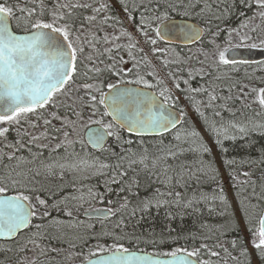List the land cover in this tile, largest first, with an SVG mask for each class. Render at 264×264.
<instances>
[{"label":"snow or ice","instance_id":"snow-or-ice-1","mask_svg":"<svg viewBox=\"0 0 264 264\" xmlns=\"http://www.w3.org/2000/svg\"><path fill=\"white\" fill-rule=\"evenodd\" d=\"M118 3L124 19L107 14L111 5L99 0H0V264H213L204 255L220 257L215 248L231 255L219 243L175 247L162 253L168 259L152 258L161 253L137 255L120 243L140 239L126 230L138 214L142 218L153 208H164L171 221L188 210L199 211L210 199H218L222 214L234 221L235 212L242 213L264 264V214L253 229L244 199L237 196L232 209L222 185L211 197L189 191L190 181L209 173L215 180L220 166L229 168L236 161L222 158L217 166L214 159H200L199 167H193L180 159L187 153L212 156L205 136L223 157V140L244 139L264 128L251 118L236 119L238 112L245 115L244 109L264 115V87L237 81L218 93L215 83L190 84L197 76L219 81L226 66L252 64L256 50L264 55V0H239L252 15L241 11L245 18L237 27L215 25V30L213 20L228 14V8L220 11L223 0ZM235 6L233 0L229 7ZM173 13L182 14L185 22L177 23ZM126 20L134 21L133 30L125 27ZM134 32L150 45L147 51ZM177 41L198 45L196 64L192 55L175 52ZM169 51L174 58H168ZM149 53L160 61L164 77ZM196 94L206 95L207 101L197 100ZM181 100L193 106L202 131L185 119ZM237 102L240 108L234 107ZM201 107L213 109L219 121L210 120ZM182 124L188 125L183 135ZM12 131L14 139L9 138ZM189 139L196 147L182 146ZM242 163L261 168L258 179L264 189V149L257 159ZM240 175L245 179L232 185L237 192L251 186V195L261 199L253 172ZM141 177L152 188L149 196L139 194ZM201 228L211 239L213 229L206 223ZM173 231L169 228L167 236L161 233L152 243L175 244L180 236L173 238ZM104 237L112 238L110 246L100 243ZM90 241L95 246L85 254ZM241 254L247 256V249L241 248Z\"/></svg>","mask_w":264,"mask_h":264},{"label":"trees","instance_id":"trees-1","mask_svg":"<svg viewBox=\"0 0 264 264\" xmlns=\"http://www.w3.org/2000/svg\"><path fill=\"white\" fill-rule=\"evenodd\" d=\"M230 0H223V3L220 4V11L223 12L225 8H228V14L226 18H223L221 20H213V26L215 30V25H219L221 28H234L237 27L240 22L245 18L239 15L241 11H244L247 16H251L253 10L252 9H245L243 5L239 3V0H236V6L229 7ZM173 16L177 19L181 18V15H177L176 13H173ZM221 38H226V33H221ZM192 64H195L196 62H191ZM238 69V70H237ZM227 74L221 76L222 78L219 81H215L213 78V81L215 84L219 85L220 87L217 88V92L219 93L220 88L226 87L230 84H233L237 81H241L243 83H247L250 86H256V87H264V84L260 82V78L264 77V63L257 65V66H249V67H238L235 66V69L233 67L227 68L225 67L222 69V71L219 73V75ZM199 77V76H198ZM249 77L251 79H249ZM197 78V77H196ZM195 78V79H196ZM194 79V80H195ZM209 78L206 77V82L208 83ZM233 95H236L234 92ZM196 99L198 100V97L196 96ZM207 101V98L204 100ZM189 104V103H188ZM192 112L194 111V108L191 104H189ZM234 107H241L240 102H237ZM256 108L257 111H259L257 106H253ZM218 110V109H216ZM204 112L208 115L209 119H216L219 121V117L213 116V109L206 108ZM245 115L241 116L240 113H237L236 119L237 120H246L248 118L253 119L257 123H264V115L256 116L255 112L252 109H244ZM252 112L254 114H252ZM197 114V113H196ZM191 116V115H190ZM223 116L225 119H229V114L227 112L223 113ZM186 119V118H185ZM187 121L195 122L199 124V127L201 128L202 120L201 118L194 117L193 115L186 119ZM188 127V125L182 124L180 127L181 134L183 135L184 129ZM202 130V128H201ZM264 128H256L254 131L250 132L247 137L244 139H236L235 141L232 140H223V146L225 149H227L226 152L222 154L217 148L213 140L207 136V138L213 143L214 147L217 150L219 161L221 162L222 158L232 159L235 160L236 163L229 168L224 167V172L227 177V182L232 188V192L234 194L235 203L237 205V196L244 199V204L248 208V218L247 220L251 221V227L254 229L258 227V220L262 212L264 211V189L260 187V181L258 179L261 168H258L255 164H247L242 163V161H246L248 159H257L260 155V150L264 149ZM168 138H171V134H169ZM183 147L189 148V147H196L195 144L192 143V141L189 139L186 143L182 144ZM181 160H186L188 163L192 164L193 167H199V160L204 159L206 162L213 159L212 156L204 155L201 157L198 153H187L184 157L180 158ZM264 168V165L261 166ZM243 171H252L253 172V179L257 180V187H256V193L261 199H256L251 195L252 188L251 186H241L240 191L237 192V189L234 188L232 185L234 182H238L240 180L245 179V177L241 176L240 173ZM232 173V175L236 176L237 180L233 181L229 173ZM98 179V178H97ZM93 184L96 183V180L92 181ZM100 183L102 185L103 181L100 180ZM191 188L189 191L195 189L197 191H202L211 197L214 193L218 192V186H223L225 190V194L227 196L226 192V183L223 184V181L219 175L217 179H212V174L209 173L207 175H201L199 181H190ZM147 181L144 177H141V187L139 190V194L141 197L149 196L151 195L152 188L147 187ZM115 187V186H113ZM228 198V196H227ZM116 197H113V200H115ZM229 201V198H228ZM229 204L231 206V203L229 201ZM96 207H103V205L96 204ZM212 209V211H209V209ZM232 208V206H231ZM173 211H176L173 209ZM224 211V206L219 202V200L212 201L211 199L205 203H201L199 205V211L192 212L191 210H188L183 218L180 216H177L175 219L169 221L166 217V210L164 208H161L159 210L153 208L150 210L149 213L144 214L143 217L138 214L137 217L132 218L128 222V228L126 229L129 233H134L136 236H139V240H130V239H124L120 241V243H123L125 247H128L130 251H140V252H148V253H161L160 256L164 257L162 255L165 251H171L175 247H188L191 249L193 246H198L200 243H208L210 246L214 243H219L223 246V248H227L228 252L231 253V255H227L222 248H215L214 250L219 251L221 253L220 257H208L207 255H204L205 259H211L213 261V264H253L251 256H250V249L253 248L251 243V232L248 230V223L246 222L245 217L242 215V213L239 211V216L242 221L243 228L242 229L239 226V223L237 221V218L235 221L232 219L231 215H224L222 214ZM236 217V216H235ZM208 224L213 231L211 232V239H205L209 233L207 230L202 229V224ZM174 229L171 233V236L175 238L177 235L180 236V239L175 243H171L169 241L168 243H152L153 239H156L159 241L160 234L164 233L165 236L168 235V229ZM100 225L97 224L94 231L96 233L100 232ZM190 234H196L197 239L191 240ZM232 241H236V247L233 248ZM105 246H110L112 244V238L111 237H104L100 243H105ZM96 241H90L89 245L84 248V253L87 254L88 247H94ZM241 248H246L248 255H242L241 254ZM254 249V248H253ZM255 256L257 259L258 264H262L261 260V254L255 250ZM77 260L79 258H76ZM75 264V261L73 262Z\"/></svg>","mask_w":264,"mask_h":264},{"label":"flooded vegetation","instance_id":"flooded-vegetation-1","mask_svg":"<svg viewBox=\"0 0 264 264\" xmlns=\"http://www.w3.org/2000/svg\"><path fill=\"white\" fill-rule=\"evenodd\" d=\"M99 2H105V3H108V4L111 5V8H110V10H109V12H108L107 14H109V15H115V16H117V17H120L121 19H124V17H125V13H124V11H123L121 5L118 3V0H99ZM129 2H131V0H129ZM232 2H233V0H230V5L232 4ZM175 18H176V17H175ZM137 19H139V18L137 17ZM185 19H186V18H184V17L182 16V14H181V18H180V19H177V18H176V20H183V21H185ZM133 23H134V21L126 20V21H125V27L128 28L129 30H133ZM109 31H111V29H109ZM134 35H135V36L137 37V39L139 40V42H140V46L143 47V48H145V50L147 51L148 48L150 47V45L147 44V43H145L143 35H142L141 33H139V32H134ZM158 46H161V47H168L167 45H162V44H160V45H158ZM175 52L180 53V55H181L182 57H186V56L192 55V56H193V59H192L191 62H196L195 57H196V55H198V45L195 44V45H193V46H189V47H184V46L175 45ZM175 52L169 51V53H168V58H169V59L174 58V57H175ZM149 58H150V59L152 60V62L156 65V67H157V71L160 72V75H161L162 77H164V76H165V73H164V71L161 69V67H160V61L157 59V57H156V56H153L151 53H149ZM195 64H196V63H195ZM236 66L244 68V67H249L250 65H236ZM254 66H256V65H254ZM226 67H227V68H231L232 66H226ZM165 78H166V77H165ZM185 78H187V77L185 76ZM213 78H214V77H213ZM213 78H212L211 80H209L208 83H209V82L214 83ZM166 79H167V78H166ZM190 84H191L192 87H200V86H202V85H203V86H207L206 77H205V79H201L200 77L197 76V78H196L195 80L193 79V80L190 81ZM186 87H187V86H185V85L182 84V88H186ZM173 91H174V93H175L176 95H180V93L177 92L175 89H173ZM219 92H220V90H219ZM196 96L198 97V100H201V99H202V100H205V99L207 98V96L204 95V94H196ZM185 105H189V104H188L186 101L181 100V106L184 108ZM236 108H239V107H236ZM184 109H185V108H184ZM205 109H206V108L201 107V110H202V111H204ZM192 114H193V116H194L195 118L198 117V114H196L195 111H193ZM252 114H254V113L252 112ZM9 138H10V139H14V138H15V132H14V131H12V132L9 133Z\"/></svg>","mask_w":264,"mask_h":264},{"label":"rangeland","instance_id":"rangeland-1","mask_svg":"<svg viewBox=\"0 0 264 264\" xmlns=\"http://www.w3.org/2000/svg\"><path fill=\"white\" fill-rule=\"evenodd\" d=\"M255 23H258V21H256ZM241 31H246V29H241ZM260 35L264 36V32H262ZM237 70H238V69H237ZM223 75H225V74L223 73L221 76H223ZM226 75H227V74H226ZM184 108H185V112L187 113V115H186V119H188V118H190V117L193 115V114H192V110H191V108H190L189 105H185ZM190 115H191V116H190ZM195 126L197 127V129L201 130V128L199 127V124L195 123ZM201 131H202V130H201ZM204 139H205V142H206L207 144H209V145L212 147V152H213L212 157H213V159L215 160L216 165H217V166H220V161H219V158H218V153H217L216 148L214 147L213 143L207 138V136H205ZM219 175H220V177H221V179H222V181H223V184L226 183L225 187H226L227 196H228L229 201H230V203H231L232 209H235V208L237 207V205H236V203H235L234 194H233V192H232V188H231V186H230V185L228 184V182H227L228 179H227V177H226V175H225L224 167H223V166H220V167H219ZM235 216H236V218H237V221H238V223H239V226H240L242 229H244V228H243V225H242V221H241L240 216H239V211H238V210L235 212ZM250 245L252 246L251 243H250ZM255 255H256V254H255L254 249L251 248V249H250V256H251L252 262H253V264H258Z\"/></svg>","mask_w":264,"mask_h":264},{"label":"water","instance_id":"water-1","mask_svg":"<svg viewBox=\"0 0 264 264\" xmlns=\"http://www.w3.org/2000/svg\"><path fill=\"white\" fill-rule=\"evenodd\" d=\"M176 22L177 23H183L185 21L176 20ZM176 45L189 47V46H193L195 44L189 43L187 46H185L183 43L177 41ZM262 62H264V55H262L259 50H256L255 55H254V62L252 64H250V65L259 64V63H262ZM262 214H264V212ZM134 252H136L137 255H143V254L151 255V253H147V252H139V251H134ZM103 255H106V254H103ZM152 258L153 259H157V258H159V259H168L167 257H160V256L159 257L152 256ZM92 259H96V257H93Z\"/></svg>","mask_w":264,"mask_h":264}]
</instances>
